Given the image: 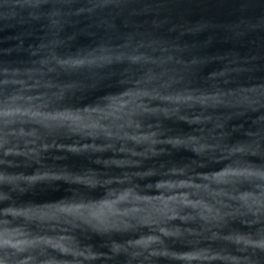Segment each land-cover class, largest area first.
Masks as SVG:
<instances>
[{"label": "water", "instance_id": "95a60500", "mask_svg": "<svg viewBox=\"0 0 264 264\" xmlns=\"http://www.w3.org/2000/svg\"><path fill=\"white\" fill-rule=\"evenodd\" d=\"M0 264H264V0H0Z\"/></svg>", "mask_w": 264, "mask_h": 264}]
</instances>
